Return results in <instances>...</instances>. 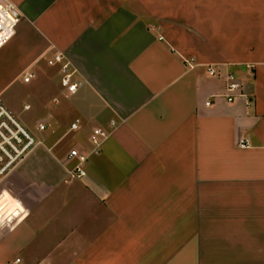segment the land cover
Listing matches in <instances>:
<instances>
[{"label": "crops", "instance_id": "1", "mask_svg": "<svg viewBox=\"0 0 264 264\" xmlns=\"http://www.w3.org/2000/svg\"><path fill=\"white\" fill-rule=\"evenodd\" d=\"M10 2L0 98L16 117L3 97L31 101L42 145L0 185V264H264V0ZM97 128L110 138L69 179Z\"/></svg>", "mask_w": 264, "mask_h": 264}, {"label": "built area", "instance_id": "2", "mask_svg": "<svg viewBox=\"0 0 264 264\" xmlns=\"http://www.w3.org/2000/svg\"><path fill=\"white\" fill-rule=\"evenodd\" d=\"M18 23L19 16L10 0H0V48L14 36ZM48 64L50 66L61 65V86L69 96L76 95L83 83L77 80V71L73 69L71 64L62 55L55 56ZM208 72L211 76L217 75L214 68H209ZM32 78L33 74H28L24 78V82L29 83ZM226 83L224 97L229 104H233L243 96L240 93L242 88L236 77L231 74L227 76ZM207 105L209 106V103ZM25 110H29V107L26 106ZM116 126L114 122H111L110 127L112 129ZM46 129V124H39L37 128L39 132H44ZM78 130L79 122L71 125V132H77ZM109 138L110 132L108 130L97 128L90 137L91 149L84 151L72 150L67 160L68 162H75V164L67 170L68 178L75 180L86 177L85 166L87 162L92 155L101 152L102 146ZM41 145L42 142L23 125L0 98V185L26 156ZM240 147H248V142L242 141ZM8 264L24 263L20 257H17Z\"/></svg>", "mask_w": 264, "mask_h": 264}, {"label": "rangeland", "instance_id": "3", "mask_svg": "<svg viewBox=\"0 0 264 264\" xmlns=\"http://www.w3.org/2000/svg\"><path fill=\"white\" fill-rule=\"evenodd\" d=\"M3 99H5V101L7 102L8 106L14 110V108L16 107L18 109L17 112V118L20 121H23L25 124H27V126L29 127H35L38 121V115L37 113H35L33 110L30 112H24L21 113V109L23 108V104L24 103H30V100H26V101H22L19 96L14 95L13 92L11 93H7ZM35 129V128H34Z\"/></svg>", "mask_w": 264, "mask_h": 264}]
</instances>
